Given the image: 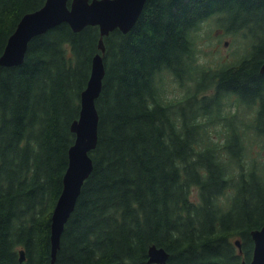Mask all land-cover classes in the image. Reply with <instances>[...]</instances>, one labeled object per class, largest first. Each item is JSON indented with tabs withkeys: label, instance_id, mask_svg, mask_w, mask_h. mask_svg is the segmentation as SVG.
I'll use <instances>...</instances> for the list:
<instances>
[{
	"label": "trees",
	"instance_id": "obj_1",
	"mask_svg": "<svg viewBox=\"0 0 264 264\" xmlns=\"http://www.w3.org/2000/svg\"><path fill=\"white\" fill-rule=\"evenodd\" d=\"M44 2L0 0V55ZM209 20L242 37L235 59L204 51ZM99 39L98 25L61 22L22 63L0 64V264H147L151 244L169 264H250L251 230L264 225V0H147L128 32L104 36L94 168L52 263V213Z\"/></svg>",
	"mask_w": 264,
	"mask_h": 264
},
{
	"label": "water",
	"instance_id": "obj_2",
	"mask_svg": "<svg viewBox=\"0 0 264 264\" xmlns=\"http://www.w3.org/2000/svg\"><path fill=\"white\" fill-rule=\"evenodd\" d=\"M147 0H45L36 10L25 13L9 35L0 55V64L17 65L24 61L29 41L61 22H67L75 31L86 25L100 28L99 48L92 58L91 73L81 92L79 116L72 121L71 129L76 138L68 151V166L63 176V188L59 195L51 223V256L54 263L61 243L65 224L73 212L82 186L94 168L91 151L99 138V112L96 99L101 93L106 68L103 52L104 36L116 28L128 32L139 19ZM264 73V63L261 65ZM254 242L250 264H264V225L251 230ZM240 247L241 241L236 240ZM24 260L25 252L20 251ZM147 264H169V252L164 246L151 244Z\"/></svg>",
	"mask_w": 264,
	"mask_h": 264
},
{
	"label": "rangeland",
	"instance_id": "obj_3",
	"mask_svg": "<svg viewBox=\"0 0 264 264\" xmlns=\"http://www.w3.org/2000/svg\"><path fill=\"white\" fill-rule=\"evenodd\" d=\"M199 34L201 35L200 45L204 47L205 50H211L216 48L215 51H212V55L210 57L214 59H218L223 57L229 60H233L244 50V41L240 35H233L231 33L225 32L223 28L217 27L216 22L213 20H209L204 22L202 25ZM204 56V55H203ZM170 77L167 75V79L165 80V89L167 97H174L179 95V89H176L175 83L170 82ZM258 145L255 143L253 148L254 151H258ZM260 156V155H259ZM195 192V190H194ZM196 193V192H195ZM194 193V197H196ZM23 250L22 248L20 251ZM19 251V254L21 253Z\"/></svg>",
	"mask_w": 264,
	"mask_h": 264
}]
</instances>
